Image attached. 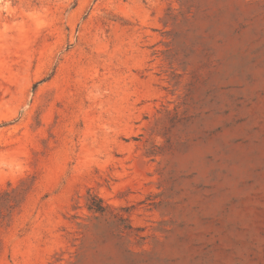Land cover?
<instances>
[{
  "label": "rangeland",
  "instance_id": "1",
  "mask_svg": "<svg viewBox=\"0 0 264 264\" xmlns=\"http://www.w3.org/2000/svg\"><path fill=\"white\" fill-rule=\"evenodd\" d=\"M0 264H264V0H0Z\"/></svg>",
  "mask_w": 264,
  "mask_h": 264
},
{
  "label": "trees",
  "instance_id": "2",
  "mask_svg": "<svg viewBox=\"0 0 264 264\" xmlns=\"http://www.w3.org/2000/svg\"><path fill=\"white\" fill-rule=\"evenodd\" d=\"M97 210H100V209H97Z\"/></svg>",
  "mask_w": 264,
  "mask_h": 264
}]
</instances>
